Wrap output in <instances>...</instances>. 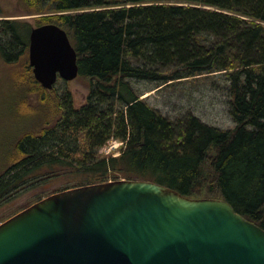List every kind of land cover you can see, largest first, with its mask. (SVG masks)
Listing matches in <instances>:
<instances>
[{
    "label": "trees",
    "instance_id": "obj_1",
    "mask_svg": "<svg viewBox=\"0 0 264 264\" xmlns=\"http://www.w3.org/2000/svg\"><path fill=\"white\" fill-rule=\"evenodd\" d=\"M19 1L32 14L55 13L36 26L66 31L89 92L77 109L64 92L56 121L16 142L0 175V204L61 178L80 187L119 177L225 200L264 229V0ZM1 17L0 60L12 66L13 86H24L26 72L25 87L51 91L28 63L33 26ZM218 82L233 123L225 130L192 112L170 121L142 98L180 83ZM110 140L123 143L117 157L99 154Z\"/></svg>",
    "mask_w": 264,
    "mask_h": 264
},
{
    "label": "water",
    "instance_id": "obj_2",
    "mask_svg": "<svg viewBox=\"0 0 264 264\" xmlns=\"http://www.w3.org/2000/svg\"><path fill=\"white\" fill-rule=\"evenodd\" d=\"M28 63L45 90L78 77L55 24L32 27ZM0 264H264V229L225 200L123 179L51 194L1 223Z\"/></svg>",
    "mask_w": 264,
    "mask_h": 264
},
{
    "label": "rangeland",
    "instance_id": "obj_3",
    "mask_svg": "<svg viewBox=\"0 0 264 264\" xmlns=\"http://www.w3.org/2000/svg\"><path fill=\"white\" fill-rule=\"evenodd\" d=\"M50 15L55 13L32 14L30 9L19 0H0V19L3 18L1 16H6V19H19L35 27L42 17ZM14 69L19 70L18 66ZM25 73H22L24 79L27 78L26 75L28 76ZM12 78H15L12 66L0 60V175L13 163L12 153H14L15 144L25 132L36 134L43 128H49L56 121L59 101L64 92L70 94L76 109L86 103L89 92L88 80L82 78L69 82L59 79L48 92H35L32 88L25 87L27 80L25 81L22 77L20 82L24 84V88L14 87ZM138 88L141 89V87ZM20 89H23L20 94L22 99L17 100L16 95ZM142 98H145L146 102L162 115L170 118V121H178L175 119L181 118L187 112H192L201 122L221 130L233 126L228 114V98L222 82H218L214 87L207 85L194 87L190 83H180L171 88L145 93ZM107 143L99 150L101 156H110L106 154ZM123 179L125 178L117 177L109 181ZM70 180L58 179L51 184H46L45 190L28 187L29 189L21 191L12 200L2 202L0 224L38 202L36 195L40 192L43 199L65 188L75 187L76 183Z\"/></svg>",
    "mask_w": 264,
    "mask_h": 264
},
{
    "label": "built area",
    "instance_id": "obj_4",
    "mask_svg": "<svg viewBox=\"0 0 264 264\" xmlns=\"http://www.w3.org/2000/svg\"><path fill=\"white\" fill-rule=\"evenodd\" d=\"M107 151H106V154H109L110 156L112 157H115L117 155H119V147L122 146V143L121 142H117V141H114V140H111L107 143Z\"/></svg>",
    "mask_w": 264,
    "mask_h": 264
},
{
    "label": "bare ground",
    "instance_id": "obj_5",
    "mask_svg": "<svg viewBox=\"0 0 264 264\" xmlns=\"http://www.w3.org/2000/svg\"><path fill=\"white\" fill-rule=\"evenodd\" d=\"M110 141H111V140H110ZM114 141H115V140H114ZM108 142H109V141H108ZM117 142H119V141H117ZM121 143H122V142H121ZM107 145H108V144H107ZM122 145H123V143H122ZM106 147H107V146H106ZM120 147H121V146H120ZM120 147H119V148H120ZM118 150H119V149H118Z\"/></svg>",
    "mask_w": 264,
    "mask_h": 264
}]
</instances>
